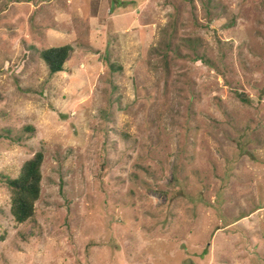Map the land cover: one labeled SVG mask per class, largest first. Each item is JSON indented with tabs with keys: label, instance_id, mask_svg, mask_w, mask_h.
<instances>
[{
	"label": "rangeland",
	"instance_id": "obj_1",
	"mask_svg": "<svg viewBox=\"0 0 264 264\" xmlns=\"http://www.w3.org/2000/svg\"><path fill=\"white\" fill-rule=\"evenodd\" d=\"M0 264H264V0H0Z\"/></svg>",
	"mask_w": 264,
	"mask_h": 264
},
{
	"label": "trees",
	"instance_id": "obj_2",
	"mask_svg": "<svg viewBox=\"0 0 264 264\" xmlns=\"http://www.w3.org/2000/svg\"><path fill=\"white\" fill-rule=\"evenodd\" d=\"M206 12L210 14L211 10L207 7ZM191 47L193 48V46ZM70 50L69 44L51 46L41 49L39 57L51 74L62 70ZM237 96L242 101H248V98L244 97L242 93H238ZM42 161L43 153L36 151L22 162L16 177H4V182L10 191L9 212L17 223H23L34 216L35 202L38 200L41 190Z\"/></svg>",
	"mask_w": 264,
	"mask_h": 264
}]
</instances>
